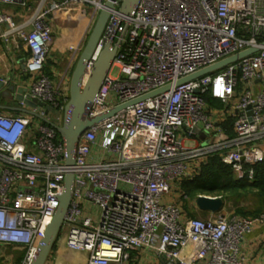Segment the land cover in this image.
I'll list each match as a JSON object with an SVG mask.
<instances>
[{
  "label": "built area",
  "instance_id": "built-area-1",
  "mask_svg": "<svg viewBox=\"0 0 264 264\" xmlns=\"http://www.w3.org/2000/svg\"><path fill=\"white\" fill-rule=\"evenodd\" d=\"M106 1L0 0V25H5L0 37L17 39L29 52L23 65L30 80L23 96L50 105L32 108L44 119L0 109V257L4 264H31L71 170L72 196L57 240L69 252L84 253V264H135L144 252L157 264H248L240 243L264 222V213L240 216L226 212L223 204L207 218L187 216L169 194L173 182L192 178L211 154L230 165L238 179L252 180V165L264 160V0H138L130 16L119 11L121 0H114L85 63L84 79L102 46L116 43L112 66L87 115L169 88L87 127L68 167L55 128L62 123L67 96L61 80L44 71L53 21L59 18L62 29L78 18L87 21L78 41L69 45L75 61ZM250 47L257 50L176 83ZM205 95L231 116V133H225ZM193 127L204 134L202 144L187 143L200 134L192 135ZM6 245L22 251L17 262L13 253H2Z\"/></svg>",
  "mask_w": 264,
  "mask_h": 264
},
{
  "label": "water",
  "instance_id": "water-1",
  "mask_svg": "<svg viewBox=\"0 0 264 264\" xmlns=\"http://www.w3.org/2000/svg\"><path fill=\"white\" fill-rule=\"evenodd\" d=\"M113 1L114 0H107L104 3V7L98 12L92 28L87 35L85 43L80 50L77 59L75 60V63L70 72L68 82V96L63 106L62 123L61 125H55V128L64 144L65 164L68 167L72 166L74 163L78 136L87 127L111 115L117 109L127 105L128 103H133L169 88V85H165L134 100H131L128 103L123 104L122 106H117L113 109L105 111L100 115L93 117L87 115L86 108L93 101V98L96 95L99 86L101 85L103 79L108 74L112 66V62L115 56L116 43L112 44V41L109 40L99 50L98 56L90 73L84 79L85 63L94 52L101 38L109 17V9L113 8L114 6ZM137 2L138 0H121L119 11L124 15L130 16L134 11ZM256 50V47H250L245 50L239 51L208 66L200 68L191 74L179 78L176 83L178 84L181 82H185L215 71L231 62L236 61L239 58L255 52ZM2 87L3 82L2 80H0V90ZM25 90V86H15L13 84H9L7 88L1 91V95L5 97H13L16 101H22L24 107L5 106L0 104V109L22 111L24 113L44 119L43 116L38 114V112L32 110V108L38 105L49 110L50 105L44 103L43 101H36L35 99H28L26 97L24 98L23 93L25 92ZM197 133H200L199 128L193 127L192 135H195ZM200 135L202 136L204 134L200 133ZM72 189L73 173L71 170H68L64 176L63 190L58 196V206L54 211L52 219L45 227L43 237L38 243L37 250L35 252L33 260L31 261V264H45L47 262L49 254L57 240L64 214L68 208L72 196ZM195 203L199 209L208 211L210 213H215L221 210L224 204V200L220 196L212 197L207 195H198L195 199Z\"/></svg>",
  "mask_w": 264,
  "mask_h": 264
},
{
  "label": "crops",
  "instance_id": "crops-1",
  "mask_svg": "<svg viewBox=\"0 0 264 264\" xmlns=\"http://www.w3.org/2000/svg\"><path fill=\"white\" fill-rule=\"evenodd\" d=\"M5 8H7L9 12L15 9V7L12 6H5ZM59 20V18H55L53 21L54 40L49 57L44 65V71L54 80H61L60 90L64 95L68 96L70 72L75 62L72 59L69 45L78 41L84 30L82 28H85L87 21L82 20V24L79 26H75L74 23L68 28L62 29ZM3 29H5V25L2 24L0 25V31ZM16 41L18 40L10 38V40L6 42L0 37V80L3 82V87L0 90V104L5 106H16L18 104L13 97L2 96L1 91L7 88L9 84L15 86H27L29 85L30 80L29 74L24 70L23 65L29 52ZM63 62H65V64L62 65ZM208 105L209 108L218 112L217 117L223 120L222 123L225 128V133H231L232 118L221 112V109L223 108L221 102L214 99L211 103H208ZM22 107H24V105ZM203 138L204 136H201L200 134L194 136V138H191V140H193L191 145L196 143L202 144ZM199 194L200 193H197L196 197ZM169 198L170 200L178 201L186 215L189 216L190 211H188L185 202L188 197H184L182 188L177 182H173ZM201 211L209 213L208 211ZM240 250L244 254L248 264H264V222L257 224L252 228L251 232L241 241ZM84 256L85 254L82 252H69L62 241L56 240L45 264H84ZM149 262L157 264L158 260L146 252L142 253L141 257L134 259L135 264H149Z\"/></svg>",
  "mask_w": 264,
  "mask_h": 264
},
{
  "label": "trees",
  "instance_id": "trees-1",
  "mask_svg": "<svg viewBox=\"0 0 264 264\" xmlns=\"http://www.w3.org/2000/svg\"><path fill=\"white\" fill-rule=\"evenodd\" d=\"M67 99V97H66ZM205 100L211 103L214 99L209 95H205ZM253 179H238L235 177L230 165L223 163L217 154L207 156L199 165V169L194 173L192 178L182 179L180 187L186 197L195 193H214L245 191L247 189H255L253 194L257 199V206L251 210L244 212L237 210L234 214L240 216L258 215L264 213V160L252 165ZM223 199L226 196L222 197ZM233 213V212H232ZM206 212H203L205 216ZM189 216H193L189 213ZM2 253H13V262H17L21 251L12 249L10 246H2ZM0 264H4L3 258L0 257Z\"/></svg>",
  "mask_w": 264,
  "mask_h": 264
},
{
  "label": "rangeland",
  "instance_id": "rangeland-1",
  "mask_svg": "<svg viewBox=\"0 0 264 264\" xmlns=\"http://www.w3.org/2000/svg\"><path fill=\"white\" fill-rule=\"evenodd\" d=\"M81 19L82 18H78V21L75 22V26H79L81 25ZM80 23V24H78ZM91 30V28H90ZM87 38V37H86ZM75 63V62H74ZM65 64V62L62 63V65ZM112 73L115 74V69H112ZM61 116V114H60ZM185 136H187L184 133ZM189 137V136H187ZM191 138L187 139V143L191 144L193 143V140H190ZM208 141H211V138L208 137ZM255 189H247L245 191H237V192H227L226 195H224L223 192H214V193H200V194H205V195H209V196H213V195H219L221 197L226 196V198H224V207L226 209V212H236L238 209L243 210L244 212L247 211H251L253 210L256 206H257V199L256 196L253 194V191ZM196 194L191 195L190 197H188L186 199V206L188 211H190V213L193 214V216L195 217H200V218H207L209 217V213H206L205 216L203 215V212L201 210H199L196 205H195V198H196ZM201 211V212H200ZM22 255V251L20 256ZM20 258V257H19Z\"/></svg>",
  "mask_w": 264,
  "mask_h": 264
}]
</instances>
